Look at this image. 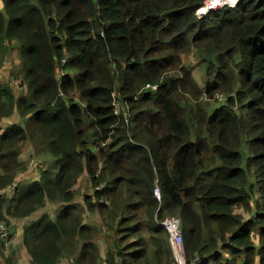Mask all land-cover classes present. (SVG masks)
Segmentation results:
<instances>
[{"label": "trees", "instance_id": "trees-1", "mask_svg": "<svg viewBox=\"0 0 264 264\" xmlns=\"http://www.w3.org/2000/svg\"><path fill=\"white\" fill-rule=\"evenodd\" d=\"M206 1H0V70L14 47L20 59L0 120L23 119L0 135V223L63 206L24 226L33 264H102L98 229L72 206L84 173L114 236L106 264H176L168 216L188 264H264V0L200 16ZM26 145L54 160L8 197Z\"/></svg>", "mask_w": 264, "mask_h": 264}, {"label": "crops", "instance_id": "crops-1", "mask_svg": "<svg viewBox=\"0 0 264 264\" xmlns=\"http://www.w3.org/2000/svg\"><path fill=\"white\" fill-rule=\"evenodd\" d=\"M1 6H3V5H1ZM1 6H0V8H1ZM17 52H18V50H17ZM8 57H9V55L7 56V58ZM7 58H6V60H7ZM6 60H5V63H6ZM3 66H2V68H3ZM17 67H19V66H17ZM2 68L0 70V80L1 81H5V82H6L7 79L12 80V73H11L12 71L10 72L9 77H3L1 75ZM16 81L19 82L21 80H16ZM14 84L17 86V83H15V81H14ZM18 85H19V83H18ZM15 92H16L17 95H20V94L17 93V88L15 89ZM22 122H23V119L18 113H14L11 117H7V118L1 119L0 120V135L3 134V132L8 127H10L12 124L22 123ZM26 147L32 148L30 145H26ZM41 157H43L46 160L51 161V162L54 160V158L51 155H42ZM20 159L23 160V161L28 162L27 161L28 155L26 153H23V151H22V155L20 156ZM26 167L27 168L23 172H20L18 174V177H17V180H16L15 184L13 186H11V187H8V188L4 189L2 191V194L10 197L14 193L15 188L17 186L18 187L20 186L19 184L28 185L29 183H31L32 181H34V180H36V179H38L40 177V173H39L38 170L34 171L32 169H29L28 168V163H27ZM87 176H88L87 173H84L79 178L77 184L74 186L75 190L79 186L80 182L82 181L81 179L84 178V177H87ZM87 179H88V177H87ZM91 189H92V193H94V189L93 188H91ZM84 199H85V196H84V198H81V197L76 195V197L74 198V200L72 202V203H74L72 206H77L78 205V207L83 211L84 223H87L88 225L96 227L98 229L99 233L96 236L95 241H96L98 249H99V255H100L101 263L102 264H106V258H107L109 250L112 248V243H113L114 236H113L112 232H110L103 225V221H102L100 213L97 210L96 211H90L91 209L88 208L87 201H85ZM161 201H162V199H161ZM161 201H159V202L161 203ZM50 203H53V202H50ZM53 204H56V203H53ZM46 206L47 205H45L44 207L40 208L39 210L34 212L31 216H29L25 220L24 219L14 220L13 223H11V224H16V229L15 230H11L12 231V238L6 244L5 254H6V258L7 257L10 258V259L12 258V259H14V261L9 260L8 263H7L6 259L3 257L4 261L6 262V263L4 262V264H33L32 261H31V256L28 253V250H27L26 246H24V244H23V241H24V239H23L24 226L26 224L35 222L36 220H38L45 213L49 214L50 217L55 218L60 213L61 209L63 208L62 205H60V207H54L53 209L52 208H48ZM175 217H180V216H175ZM182 223H183V221H182ZM182 230H183V236H184V224H183V229ZM168 237H169L170 249H171V252H172V256L174 258L173 240H172L170 234L168 235ZM100 240L105 241L106 245L104 246V245L100 244V242H99ZM184 242H185V239H184ZM13 248H19L20 249V253L18 255L15 254L14 257H12V249ZM137 250H138V247H136L133 251H137ZM64 260H69L70 264H72V259H70V258H67V259L63 258L59 264H64ZM117 261H119V260H116L115 264L117 263ZM193 262H194V260H193ZM193 262L191 264H193Z\"/></svg>", "mask_w": 264, "mask_h": 264}, {"label": "built area", "instance_id": "built-area-1", "mask_svg": "<svg viewBox=\"0 0 264 264\" xmlns=\"http://www.w3.org/2000/svg\"><path fill=\"white\" fill-rule=\"evenodd\" d=\"M209 1L212 2L213 0H207L205 2L203 8H201L198 12L200 16H204L208 14L210 11H214L225 5L232 4L236 0L233 1L225 0L223 3H220L218 5L216 4L217 7H212V8L207 7ZM114 107H115V112L118 113L119 103L117 101H114ZM31 163L34 167H39L40 165V161H36V160L31 161ZM154 195L159 201H161L162 195H161L160 187L158 185H156L154 189ZM161 225L168 231V233L170 234L173 240L174 255L177 264H188L186 252H185L183 230H182L183 229L182 219L180 217L168 216L163 221H161ZM8 230L9 229L6 223H0V241L8 237ZM199 262H200V257L197 256L194 259L193 264H198ZM116 264H122V263L120 261H117Z\"/></svg>", "mask_w": 264, "mask_h": 264}, {"label": "rangeland", "instance_id": "rangeland-1", "mask_svg": "<svg viewBox=\"0 0 264 264\" xmlns=\"http://www.w3.org/2000/svg\"><path fill=\"white\" fill-rule=\"evenodd\" d=\"M0 4H1V2H0ZM207 5H208L209 8H212L213 1L212 2L209 1ZM19 65H20L19 54L17 52V49L14 47V49H12V51L9 54V57L6 60V63H4L1 75L3 77H9L10 72L14 68L19 66ZM17 85H18V83H17ZM22 92H25V89H20V88L17 89V93L18 94H21ZM23 153H26L28 155V159H27L28 162L27 163H28V168L29 169H32L34 171L38 170L39 173H41V171L43 169L42 167H34L32 165V163H31V161H30L32 158H34V159H36L38 161H42L44 163V166H45L44 168L49 166L50 161L46 160L45 158H39L38 156H36V154H35V152L33 151L32 148L25 147L23 149ZM81 180L82 181L80 182L79 186L76 188V195L81 197V198H84L85 195L88 196V197L91 196L92 195V189L91 188H93V186L92 187L90 186L87 177H84ZM60 205H61L60 203L53 204V203H50V201H47V206L46 207L53 209L54 207H60ZM239 212H242V210H240ZM244 215H245V217H249L248 216L249 214H247V213H244ZM9 229L10 230H15L16 229V224H12L9 227ZM6 241L8 242L9 238L6 239L3 242H6ZM99 242H100V244H102L104 246L106 245V242L103 241V240H100ZM5 248H6V246H5ZM19 253H20V249L19 248H13L12 249V257H14L15 254L18 255ZM0 254H1L2 259H3V255L1 253V250H0ZM4 257L6 258V254H5ZM174 259L176 261L175 255H174ZM11 260L14 261V259H12V258H11ZM3 262H4V260H3ZM64 264H70V261L69 260H64ZM176 264H177V262H176Z\"/></svg>", "mask_w": 264, "mask_h": 264}, {"label": "bare ground", "instance_id": "bare-ground-1", "mask_svg": "<svg viewBox=\"0 0 264 264\" xmlns=\"http://www.w3.org/2000/svg\"><path fill=\"white\" fill-rule=\"evenodd\" d=\"M221 2H223V0H217V1L216 0H213V6L212 7H217V5L220 4ZM207 7H208V5H207Z\"/></svg>", "mask_w": 264, "mask_h": 264}]
</instances>
